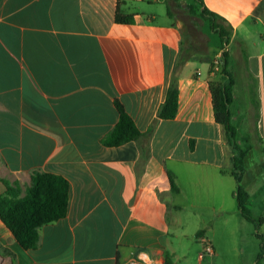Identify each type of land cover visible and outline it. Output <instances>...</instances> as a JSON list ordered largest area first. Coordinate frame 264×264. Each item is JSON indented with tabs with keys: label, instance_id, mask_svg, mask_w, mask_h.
Returning <instances> with one entry per match:
<instances>
[{
	"label": "crops",
	"instance_id": "obj_1",
	"mask_svg": "<svg viewBox=\"0 0 264 264\" xmlns=\"http://www.w3.org/2000/svg\"><path fill=\"white\" fill-rule=\"evenodd\" d=\"M203 2L0 0V193L6 182L26 196L37 173L70 185L66 217L42 227L33 250L0 218V264H188L169 241L172 224L217 204L224 218L232 171L254 216L253 192L264 187V0ZM203 8L230 32L226 73L214 70L223 44ZM227 74L240 170L211 90ZM173 80L178 113L160 119ZM117 104L141 136L111 147ZM251 141L263 148L256 171Z\"/></svg>",
	"mask_w": 264,
	"mask_h": 264
},
{
	"label": "trees",
	"instance_id": "obj_2",
	"mask_svg": "<svg viewBox=\"0 0 264 264\" xmlns=\"http://www.w3.org/2000/svg\"><path fill=\"white\" fill-rule=\"evenodd\" d=\"M199 6H203V0H192ZM201 15L208 17L211 28L216 30L223 48L229 41L230 32L219 25V17L203 8ZM117 22L130 23V17L117 15ZM226 52L221 59V68L226 73L225 59ZM214 67V64H213ZM229 76L224 84H211L215 119L221 124L229 139L232 142L233 150L236 153L234 157L235 168L240 170L243 165L245 152L235 143L236 130L231 124L230 106L233 101L234 80ZM120 121L114 131L105 139L108 146H119L129 141L138 139L141 132L135 127L132 119L124 111L122 105L117 104ZM179 109V91L177 82L173 80L167 94L165 103L159 110V118L170 120L176 117ZM237 183L235 197L240 214L247 221L255 224L256 228H261L264 224V217H255L252 215L249 204L250 196L243 188L241 176L232 171ZM173 190L177 188L172 180ZM6 193H0V218L6 227L13 234L18 243L26 250H33L39 243L40 229L46 225L53 224L66 217L69 207L70 185L62 176L50 173H37L32 178V183L24 197L20 196L19 188L16 185H10L4 182ZM201 235V234H199ZM260 242V252L256 257V264H264V234H256ZM166 264H172L170 258H167Z\"/></svg>",
	"mask_w": 264,
	"mask_h": 264
},
{
	"label": "rangeland",
	"instance_id": "obj_3",
	"mask_svg": "<svg viewBox=\"0 0 264 264\" xmlns=\"http://www.w3.org/2000/svg\"><path fill=\"white\" fill-rule=\"evenodd\" d=\"M237 105H239L238 101L234 103L233 111L236 110ZM244 135L252 137L253 134L244 133ZM249 144L257 147L251 155L255 164L248 165V168L255 170L259 168L257 163L263 148H258L260 145L255 141ZM253 194L251 207L254 216H264V187L261 185ZM217 205L215 209L209 205L181 213L182 222L174 223L171 227L169 241L173 248L178 254L187 256L188 264H197L200 254L205 256V264H255L260 252V242L256 234L264 233V224L258 229L255 224L246 221L239 212L235 196H228L225 201L226 211H230L226 213L225 219L218 212ZM202 237L205 238V243L213 247L214 255L204 251L205 243H201L200 240Z\"/></svg>",
	"mask_w": 264,
	"mask_h": 264
},
{
	"label": "built area",
	"instance_id": "obj_4",
	"mask_svg": "<svg viewBox=\"0 0 264 264\" xmlns=\"http://www.w3.org/2000/svg\"><path fill=\"white\" fill-rule=\"evenodd\" d=\"M226 52V48H223L222 51L220 52V55L218 59L214 62V70H219L221 68V59L223 57V53ZM204 251L207 254H214V249L210 244L205 243V248Z\"/></svg>",
	"mask_w": 264,
	"mask_h": 264
}]
</instances>
